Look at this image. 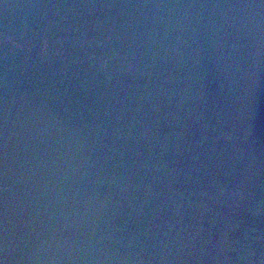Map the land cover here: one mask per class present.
Returning a JSON list of instances; mask_svg holds the SVG:
<instances>
[{"label":"water","instance_id":"1","mask_svg":"<svg viewBox=\"0 0 264 264\" xmlns=\"http://www.w3.org/2000/svg\"><path fill=\"white\" fill-rule=\"evenodd\" d=\"M0 264H264V0H0Z\"/></svg>","mask_w":264,"mask_h":264}]
</instances>
